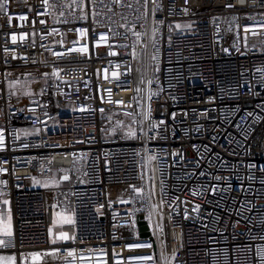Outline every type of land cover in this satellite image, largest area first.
<instances>
[{
    "label": "built area",
    "instance_id": "obj_1",
    "mask_svg": "<svg viewBox=\"0 0 264 264\" xmlns=\"http://www.w3.org/2000/svg\"><path fill=\"white\" fill-rule=\"evenodd\" d=\"M105 4L95 20L90 0H9L0 12V214L13 222L0 253L264 264V0ZM27 69L48 71L46 83L9 90ZM53 172L69 182L36 185ZM51 211L72 214L75 239L52 243ZM49 252L58 259L39 260Z\"/></svg>",
    "mask_w": 264,
    "mask_h": 264
},
{
    "label": "snow or ice",
    "instance_id": "obj_2",
    "mask_svg": "<svg viewBox=\"0 0 264 264\" xmlns=\"http://www.w3.org/2000/svg\"><path fill=\"white\" fill-rule=\"evenodd\" d=\"M77 0H73V3H76ZM96 2L97 0H90V3H91V6H92V16L95 20V17L99 16L100 15V11H102V9L100 11H97L96 10ZM101 3L104 2V0H100ZM241 3L244 2V0H240ZM9 3V0H3V3H0V12H5L6 14V8H7V5ZM43 3L44 4H47L48 3V0H43ZM109 4H119V5H123V0H109ZM109 4H105L104 7H109ZM80 6H83V0H80ZM128 7H131V5H127ZM228 8H231L233 7V4L232 3H229L227 5ZM86 18V17H84ZM19 19L21 20H25L27 19V17L25 16H21L19 17ZM41 23H43V21H41ZM80 31V35L81 36H85L87 35V30L86 29H81L79 30ZM244 32L245 33H248V32H252L253 35H258V33H256L255 31H253L252 29L250 28H245L244 29ZM139 35V34H137ZM100 41H106L107 40V36L106 35H100ZM245 40H247V36L244 37ZM12 42L15 43L16 42V37L13 36L12 37ZM74 44L77 43V42H73ZM96 46H99V44L97 43ZM70 51L72 52H80V53H83V54H87L88 53V48L87 46H82L80 48H77V47H73L70 49ZM226 51V50H225ZM110 55H115L114 52H109ZM54 55L60 57V56H63L65 55V53H61V52H56L54 53ZM133 58H135V52H133ZM55 75L59 78V73H55ZM114 76L116 75L115 73L113 74ZM107 78V77H105ZM108 103H113L112 99H111V90H108ZM115 103H117L118 105H123V101H116ZM83 111V109H81ZM100 111H103V109H101ZM163 123V122H161ZM153 127H155V125H153ZM129 135H135L134 132H129ZM4 148V137H3V132H0V150H3ZM2 170V169H0ZM64 179H68L67 176L64 177ZM135 192L139 193V192H142L143 189H134ZM122 203L125 202V201H121ZM5 203H7V201H5ZM198 207V206H197ZM68 223H73V221H71L70 219L68 220ZM159 226V225H158ZM13 235L12 233V230H11V225L10 223L8 225H5L3 227L2 230H0V236H3V237H11ZM61 238L62 239H69V235L67 232H63L61 233ZM71 239H75V237H71ZM53 243H55V241H53ZM0 246H7L4 242L3 239H0ZM129 250H133V249H139V248H150L151 245L150 244H134V245H127L126 246ZM54 254V253H53ZM39 255L40 254H36V257L35 258H39ZM81 259H83V257H81ZM138 260L140 261H143V262H146V261H151L154 259L153 256L151 255H142V256H139L137 257Z\"/></svg>",
    "mask_w": 264,
    "mask_h": 264
},
{
    "label": "crops",
    "instance_id": "obj_3",
    "mask_svg": "<svg viewBox=\"0 0 264 264\" xmlns=\"http://www.w3.org/2000/svg\"><path fill=\"white\" fill-rule=\"evenodd\" d=\"M66 175H62L58 172H53L48 178L37 181V186H54L56 184H67L69 182L68 179H64ZM73 221V217L71 213L60 214L55 211H51L50 213V221H51V241H55L54 245H63L69 243L72 237V223H68V220ZM10 223L11 230L13 232V222L10 213L5 209V211L0 214V230L3 229L5 225ZM67 232L69 235V239H62L61 233ZM54 253V254H53ZM58 259V255L56 252H49L40 257L41 261H54ZM30 262L27 256L23 257L22 264H28ZM0 264H19L17 256L13 253H0Z\"/></svg>",
    "mask_w": 264,
    "mask_h": 264
},
{
    "label": "rangeland",
    "instance_id": "obj_4",
    "mask_svg": "<svg viewBox=\"0 0 264 264\" xmlns=\"http://www.w3.org/2000/svg\"><path fill=\"white\" fill-rule=\"evenodd\" d=\"M48 71L41 73L35 69H27L24 71H17L13 75L10 76L6 85L7 88L14 89V92H22L25 95L32 94L34 92V88H36L39 84H36L37 81H41L46 83L47 81ZM110 198L118 197L119 191L121 187H111L110 189Z\"/></svg>",
    "mask_w": 264,
    "mask_h": 264
},
{
    "label": "water",
    "instance_id": "obj_5",
    "mask_svg": "<svg viewBox=\"0 0 264 264\" xmlns=\"http://www.w3.org/2000/svg\"><path fill=\"white\" fill-rule=\"evenodd\" d=\"M142 237H150V233L148 232V228L146 226L142 227Z\"/></svg>",
    "mask_w": 264,
    "mask_h": 264
}]
</instances>
